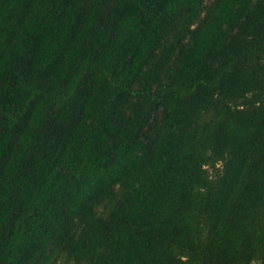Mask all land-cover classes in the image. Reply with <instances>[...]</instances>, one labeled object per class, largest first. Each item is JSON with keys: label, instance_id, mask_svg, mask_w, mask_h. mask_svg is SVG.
<instances>
[{"label": "trees", "instance_id": "obj_1", "mask_svg": "<svg viewBox=\"0 0 264 264\" xmlns=\"http://www.w3.org/2000/svg\"><path fill=\"white\" fill-rule=\"evenodd\" d=\"M0 264H264V0H0Z\"/></svg>", "mask_w": 264, "mask_h": 264}]
</instances>
